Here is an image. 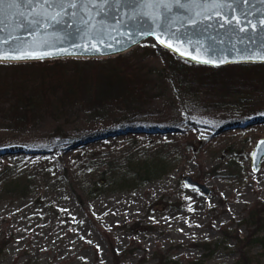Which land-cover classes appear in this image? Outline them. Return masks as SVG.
I'll return each mask as SVG.
<instances>
[{"label": "rangeland", "instance_id": "rangeland-1", "mask_svg": "<svg viewBox=\"0 0 264 264\" xmlns=\"http://www.w3.org/2000/svg\"><path fill=\"white\" fill-rule=\"evenodd\" d=\"M166 52L148 39L123 55L145 56L161 71L169 61ZM258 65L264 67L223 68ZM157 77L156 98L141 109L135 125L149 130L133 134L124 131L127 125L104 127L82 132L80 140L59 150L46 147L48 129L40 128L20 137L24 148L42 155L0 156V264H161V257L183 264L237 263L233 237L249 234L244 220L264 203V159L258 171L251 165V153L264 139V93L248 90L257 110L233 103L214 109L206 106L211 95L189 93L163 72ZM0 134L11 143L15 139L12 132ZM87 136L99 137L75 146ZM155 160L164 174L137 186L133 168ZM187 176L213 194L187 188ZM199 243L218 250L210 255ZM250 254L264 264V247L254 245Z\"/></svg>", "mask_w": 264, "mask_h": 264}, {"label": "trees", "instance_id": "trees-1", "mask_svg": "<svg viewBox=\"0 0 264 264\" xmlns=\"http://www.w3.org/2000/svg\"><path fill=\"white\" fill-rule=\"evenodd\" d=\"M166 54L169 61L161 71L156 70V64L149 58L138 55L104 60L0 63V133L12 132L11 138L15 137L12 143L23 146L25 141L20 136L47 128L46 147L62 150L85 132L136 125L141 109L156 98V79L162 72L189 93L211 95L206 101L208 108H223L233 103L247 111L257 110L248 90L264 93V74L259 73L263 66H252L254 72L244 67L212 68L189 63L168 51ZM81 125L85 128L80 129ZM9 140L0 136V149L12 144ZM40 155L41 152L17 154L20 159ZM163 171L158 160L144 161L133 168L135 183L137 186L149 183L162 176ZM244 223L249 234L240 237L237 232L233 237L240 253L236 264H256L250 252L254 245L264 247V203L254 205ZM223 233L227 238L232 237L228 230ZM197 246L208 250L210 255L218 250L211 243ZM159 262L183 264L165 257ZM188 264L202 262L191 260Z\"/></svg>", "mask_w": 264, "mask_h": 264}, {"label": "snow or ice", "instance_id": "snow-or-ice-1", "mask_svg": "<svg viewBox=\"0 0 264 264\" xmlns=\"http://www.w3.org/2000/svg\"><path fill=\"white\" fill-rule=\"evenodd\" d=\"M259 3L264 5V0H259ZM22 6H27L28 9L39 8V11L31 13L27 24L17 25L19 28H28L29 36L35 33L36 39L25 50L23 45L28 42L20 36L13 35L12 32L7 36H0V62L6 59L20 61L44 59L56 54H71L62 53L60 47L50 44L43 37L48 34V28L72 27L77 24L79 27H76L75 34L67 32L62 39L56 38L59 43L62 45L64 41L70 40L75 35L88 42V50H92L95 43V50L102 52L112 47L107 43V38L111 36L110 25H106V21L109 20L119 22L122 26L126 21L143 22L148 24V31H140L141 36L154 35L158 28L162 34H168L169 40L175 37L179 41L180 37L176 36L175 30L169 23L172 16L177 14V9L185 17L183 23L198 24L197 16L208 20L215 17L223 21L220 23L221 28L227 27L241 32L249 39H252L250 35L252 32L257 35L264 34V9H256L253 0H0V18L15 19L17 14L24 16L25 13L18 11ZM0 23H3V19H0ZM125 35L128 42H137L127 28ZM157 39L160 37L157 36ZM164 42L161 40V43ZM6 44L10 46L9 49L4 48ZM42 48L55 49V52L37 51ZM6 50L11 52L7 58L4 56ZM192 51L194 52L195 48ZM260 52L261 59H264V47ZM209 54H211V46H209Z\"/></svg>", "mask_w": 264, "mask_h": 264}, {"label": "water", "instance_id": "water-1", "mask_svg": "<svg viewBox=\"0 0 264 264\" xmlns=\"http://www.w3.org/2000/svg\"><path fill=\"white\" fill-rule=\"evenodd\" d=\"M256 5V9H264V5L259 3V0H253ZM253 9V11H256ZM19 13H25L24 16L15 15V19L12 17L0 18L3 19V23H0V36H7L9 32L13 35L20 36L23 40L28 43L23 45V48L27 50L32 42L36 39L35 33L32 36L28 35V28H19L17 25L24 23L27 24L28 19L31 18L32 12L39 11V8L28 9L27 6H22ZM176 15L172 16V20L169 22L172 28L175 30L176 36L180 37V40H176L173 37L171 40L168 38V34H162L159 29L155 30V34H146L141 36L140 31H148V24L139 21H126L122 26L119 22L106 21V25H110L109 31H111V36L107 38V43L110 44L111 48H106L104 51H96V45L93 43V49L88 50V42L81 40L79 36L73 35L68 41H64L61 45L56 39L57 37L63 38L64 34L67 32H72L75 34L76 27L79 25H74L72 27L59 26L56 28H48L47 35L43 37L49 41L50 44H55L60 47L62 53L71 54H56L52 57H46L44 59H28L20 61L5 60L4 62H39L48 61L55 59H64L70 57H111L124 54L126 51L132 47L142 43L143 41L153 38L155 39L163 48L174 53L178 57L185 59L189 62L206 65L211 67H225L232 64H247V63H263L264 59H261L260 49L264 47V34L257 35L255 32L250 33L252 39L246 37L243 33L238 31H233L227 27L221 28L220 23L222 20L213 18L211 20L205 19L202 16H197L196 19L199 21L198 24L183 23L185 17L181 14L179 9L176 10ZM259 13L257 12V15ZM255 23V19H253ZM128 29L129 33L134 35L136 43L128 42V38L125 35V29ZM157 36L160 39H157ZM164 40V43H161ZM223 41V43H221ZM170 45V46H169ZM209 46H211V54H209ZM9 45H4L5 49H9ZM195 48L193 52L192 49ZM39 52H48L55 49L42 48L38 49ZM11 55L10 51H5L4 56L7 58ZM131 129H128V131ZM141 131L143 128H138ZM116 133H123V129L117 131H109L108 134L104 136H113ZM99 136L89 137L86 141H79L75 146H79L84 143H89ZM264 139L260 140L259 144L252 153V168L254 171H258L262 165L264 159ZM4 151H10L5 149ZM255 154V155H253ZM184 183L188 188H194L197 191H201L206 196L212 195V190L205 184L194 180L192 177H185Z\"/></svg>", "mask_w": 264, "mask_h": 264}]
</instances>
